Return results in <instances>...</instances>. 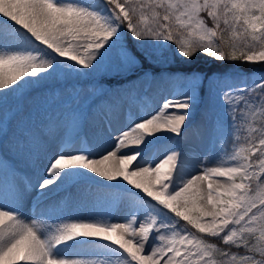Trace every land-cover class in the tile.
I'll use <instances>...</instances> for the list:
<instances>
[{"label":"snow or ice","instance_id":"1","mask_svg":"<svg viewBox=\"0 0 264 264\" xmlns=\"http://www.w3.org/2000/svg\"><path fill=\"white\" fill-rule=\"evenodd\" d=\"M171 44L185 63L197 53L264 63V0H0V135L7 138L4 125L19 115L26 90L101 72L127 74L142 60L160 59ZM218 80L223 86L210 88L221 109L213 144L228 135L238 140L241 124L247 135L230 155L218 157V166L204 157L190 177L174 148L159 162L149 152L162 139L157 133L181 135L200 88L196 75L151 112L127 120L118 134L112 117L120 105L114 102L95 134L112 136L111 150L97 152L70 113L57 152L35 175L0 157V264H264V73ZM137 99L130 94L127 102ZM26 132V139L39 142L52 127ZM129 145L135 148L121 151ZM35 158L30 151L33 166ZM95 176L115 181L101 187L133 201L125 222L89 218L52 230L25 217L22 201L32 189L43 199ZM101 242H108L97 254L102 259L69 253Z\"/></svg>","mask_w":264,"mask_h":264},{"label":"rangeland","instance_id":"2","mask_svg":"<svg viewBox=\"0 0 264 264\" xmlns=\"http://www.w3.org/2000/svg\"><path fill=\"white\" fill-rule=\"evenodd\" d=\"M128 45L132 51H138L135 48V41H128ZM174 48L175 45L171 44L169 50L164 51L161 58L153 62L143 61L142 57L138 56L137 58L142 60L140 67L127 74L101 72L95 78L47 81L26 90L19 115L12 119L10 124L4 125L7 138L0 135V157L28 175H35L37 171L46 167L47 157L57 152L63 131L62 125L69 118L70 113H74L75 118L82 124L83 135L89 139L97 152L111 150L112 136L107 132L103 136L95 134L98 129L103 128L101 114L112 109L114 102L120 105L112 117L113 133L118 134L127 120L138 119L142 110L151 112L162 104L165 98L171 97L174 86L182 87L184 78L196 75L201 81L200 88L181 135L174 137L171 133H157V136L162 139L156 142L149 155H155L156 162H159L165 151L174 148L180 154L183 174L188 177L198 170L200 161L204 157L208 158V166H218V157L223 155L226 158L230 155L235 147L244 142L243 137L247 133L244 125L241 124L236 133L238 140L234 141L233 136L228 135L223 140L218 139L215 145L213 144L212 129L217 117L221 115V109L219 97L215 103L213 102L210 88L223 86L224 81L218 80L219 77H232L238 73L254 80L264 73V68L258 71H247L246 67H251V64L216 61L200 53H197L190 63H185L184 58L173 55ZM223 63L232 64L226 66V73H209L211 67H225ZM199 66L203 68L200 70ZM145 72L149 74L147 79H140ZM74 88L79 89L78 96L73 95ZM130 94L138 97L131 105L127 102ZM195 123L202 129L196 127ZM45 124L52 127L50 135L42 137L39 142H30L26 139L28 136L26 129L35 131ZM195 136L197 138L190 142L189 139ZM134 148L135 146L129 145L121 151H131ZM30 151L36 157L35 166L28 159ZM89 175L94 176L91 173ZM110 183L116 182H109L95 176V182L82 181L41 199V204L35 210L32 209L34 206L32 202L38 194L36 189H32L22 201V210L28 220L38 219L43 222L46 229L52 230L63 222H79L80 220L89 222V218L125 222L133 201L114 189L101 187V184ZM105 213H107L106 216ZM104 243L108 242H101V246L96 247L77 245L69 249V253L72 258L95 261L102 259L97 254L105 251L102 247Z\"/></svg>","mask_w":264,"mask_h":264},{"label":"trees","instance_id":"3","mask_svg":"<svg viewBox=\"0 0 264 264\" xmlns=\"http://www.w3.org/2000/svg\"><path fill=\"white\" fill-rule=\"evenodd\" d=\"M226 62H230V61H226ZM237 62H240V61H237ZM223 65H225V67H223V68H214V67H211L210 68V72L209 73H222V72H226L227 70L225 69L226 68V66H230V65H232L231 63L228 65V63H223ZM221 66V65H220ZM244 66H246V65H244ZM251 67H246L247 68V71H251V70H253V71H258V70H261L262 68H264V63H255V64H251L250 65ZM201 68H203V67H201V66H199V69L201 70ZM251 68V69H250Z\"/></svg>","mask_w":264,"mask_h":264},{"label":"bare ground","instance_id":"4","mask_svg":"<svg viewBox=\"0 0 264 264\" xmlns=\"http://www.w3.org/2000/svg\"><path fill=\"white\" fill-rule=\"evenodd\" d=\"M195 126L198 127L199 129H202L201 127L198 126L197 123H195ZM196 138H197V137L195 136V138H191V139H189V141H190V142H191V141H194ZM194 167H195V166H194Z\"/></svg>","mask_w":264,"mask_h":264}]
</instances>
